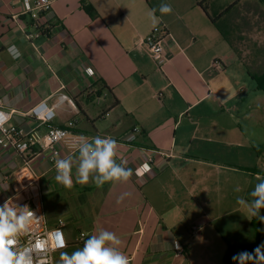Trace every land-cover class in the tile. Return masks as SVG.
<instances>
[{
  "label": "crops",
  "instance_id": "obj_1",
  "mask_svg": "<svg viewBox=\"0 0 264 264\" xmlns=\"http://www.w3.org/2000/svg\"><path fill=\"white\" fill-rule=\"evenodd\" d=\"M35 1L0 0V100L12 113L10 124L36 128L28 113L46 101L56 107L55 126L76 121L90 138L115 139V160L133 175L101 188L91 181L65 188L55 180L51 151L0 148V185L8 186L0 205L35 173L48 224L67 223L62 251L71 254L82 247L81 233L103 228L120 237L130 264H224L228 247L256 242L253 217L236 199H250L255 174L264 175V144L254 135L255 123L263 129L264 97L251 63L220 26L244 0L231 9L237 1L218 9L215 0H50L43 12ZM163 6L172 12L161 13ZM155 30L164 37L162 71L135 48ZM11 45L19 59L9 54ZM62 95L72 103L61 102ZM135 128V141L125 142ZM152 151L154 173L138 179L134 170ZM77 153L63 150L60 159L73 157L75 167Z\"/></svg>",
  "mask_w": 264,
  "mask_h": 264
},
{
  "label": "clouds",
  "instance_id": "obj_2",
  "mask_svg": "<svg viewBox=\"0 0 264 264\" xmlns=\"http://www.w3.org/2000/svg\"><path fill=\"white\" fill-rule=\"evenodd\" d=\"M160 12L169 14L172 7L163 6ZM8 52L13 59H19L22 55L15 45H11ZM6 116L5 112L0 111V123ZM117 147L118 142L110 136L97 135L89 142L80 143L76 154L78 164L75 167L71 156L55 161L56 182L65 188H72L74 183L85 185L90 181L97 188L108 182H127L133 171L116 162ZM255 179L257 183L248 193L250 199L238 196L236 203L246 209L248 215L264 224V215H261V210L264 209V175L256 173ZM0 191H8V186L0 185ZM235 191L239 192L240 187L237 186ZM127 195L124 193L119 196L117 204ZM19 199L17 193L15 197L7 198L0 205V264H51L48 253L43 258L40 256L44 249L39 239L35 244L24 243L22 240V237L28 236L32 231L33 222L37 217L28 205L18 203ZM122 245L123 241L115 232L102 228L98 234L88 236L82 247L71 254L61 251L57 264H130L128 256L122 251ZM66 247L65 239L57 233L54 248L50 251ZM232 260L234 264H264V242L251 252L245 250L233 255Z\"/></svg>",
  "mask_w": 264,
  "mask_h": 264
},
{
  "label": "built area",
  "instance_id": "obj_3",
  "mask_svg": "<svg viewBox=\"0 0 264 264\" xmlns=\"http://www.w3.org/2000/svg\"><path fill=\"white\" fill-rule=\"evenodd\" d=\"M51 5L52 3L50 0H37L34 6L37 11L43 12L49 11ZM33 18L38 20L39 17L35 13L33 14ZM135 48L139 52L144 51L147 53L156 63L158 70L162 71L167 61L163 34L158 30L152 31L147 36L140 39ZM86 72L90 77L95 75V71L90 67L87 68ZM60 100L61 102L72 103V100L65 95H62ZM0 111L7 114L4 121L0 123V148L3 150H14L19 154H26L32 150L51 151L50 162L54 170V163L57 159H60L63 150H66L69 155L74 154L78 152L80 143L89 142L91 140L90 137L77 130L76 121H69L63 127L55 126L53 123L56 117V107L50 106L46 101L38 103L28 113V115L37 122V127L32 130H26L23 127L10 124L12 113L6 110L2 100H0ZM40 127H45L46 130L40 131ZM138 133V129H133L124 141L128 143L134 142ZM155 153L157 152L152 151L146 160L134 170V174L138 179L153 175ZM32 177L30 183L21 188L18 203L28 205L34 211L37 218L33 222L30 234L22 237V240L24 243L35 244L36 240L39 239L42 242L41 247L44 249V252L40 253L41 258L48 253L51 264H56L55 253L67 247L54 251L50 250L54 248L55 236L57 233L61 234L66 241L64 229L67 223L64 219L60 218L54 226L48 224L44 213V200L40 177L35 173H33ZM8 178L9 177H6V179ZM196 231L197 228H194L192 234H195ZM86 238L85 233L80 234V242L82 245ZM177 244L179 245L178 247ZM175 251L178 256H182L185 253V248L182 244L177 242L175 244Z\"/></svg>",
  "mask_w": 264,
  "mask_h": 264
},
{
  "label": "rangeland",
  "instance_id": "obj_4",
  "mask_svg": "<svg viewBox=\"0 0 264 264\" xmlns=\"http://www.w3.org/2000/svg\"><path fill=\"white\" fill-rule=\"evenodd\" d=\"M236 1L237 0H215L214 5L215 8L222 9L231 6ZM245 5H248V7L252 5L253 9L245 8ZM245 11L247 14L253 11V16L247 15L246 18H244ZM227 21L238 24L237 29L231 28V25H229ZM220 26L229 36L235 50L237 48L239 54L242 53L245 62H248V64L251 63V70L255 73L264 71V0H244L241 6H238L221 21ZM242 33L243 40L238 39L240 36L239 34ZM258 95L264 97V92H259ZM262 127L263 129H261V126L258 127L255 123L254 135L256 144H264V124Z\"/></svg>",
  "mask_w": 264,
  "mask_h": 264
},
{
  "label": "trees",
  "instance_id": "obj_5",
  "mask_svg": "<svg viewBox=\"0 0 264 264\" xmlns=\"http://www.w3.org/2000/svg\"><path fill=\"white\" fill-rule=\"evenodd\" d=\"M208 0H205V2H207ZM241 0H237V2L232 5L230 7V9L235 6L238 2H240ZM200 5L203 7L204 6V2H201ZM228 9V10H230ZM88 12L90 14H95V10L93 8L89 9L87 8ZM214 23L217 22V19H213L212 20ZM251 77H253V79L256 81L257 86H258V90L263 91L264 92V71H262L261 73H255V72H251L250 73ZM262 215V212H261ZM252 225L253 228L255 230L256 233V242L249 244V245H245L243 247H234V246H230L228 247L224 258H223V262L224 264H234L232 257L233 255L240 253L242 251H248L251 252L257 245H259L262 241L263 235H264V224H261L255 217L252 218Z\"/></svg>",
  "mask_w": 264,
  "mask_h": 264
}]
</instances>
